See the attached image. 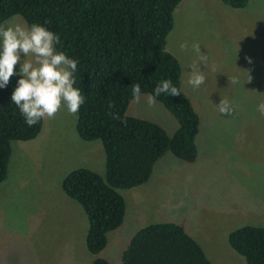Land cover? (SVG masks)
Returning a JSON list of instances; mask_svg holds the SVG:
<instances>
[{
	"label": "rangeland",
	"instance_id": "obj_1",
	"mask_svg": "<svg viewBox=\"0 0 264 264\" xmlns=\"http://www.w3.org/2000/svg\"><path fill=\"white\" fill-rule=\"evenodd\" d=\"M7 21L26 22L18 15ZM167 50L177 57L182 89L200 116L198 157L186 163L167 153L173 163L160 160L137 193L120 191L124 222L108 234L99 257L123 264L124 251L144 223L165 221L182 223L213 264H247L231 248L229 235L246 225L264 226V116L256 111L264 100V0H248L242 9L223 0H182ZM196 71L205 80L193 88L187 81ZM147 97L135 98L128 114L173 134L175 118L156 100L149 106ZM221 99L233 105L231 114L219 113ZM77 119L78 113L61 109L44 118L37 138L12 143L0 185V264H92L96 258L86 247L88 218L62 189L64 178L78 168L105 176L102 143L82 140ZM133 193L141 209L132 206Z\"/></svg>",
	"mask_w": 264,
	"mask_h": 264
},
{
	"label": "trees",
	"instance_id": "obj_2",
	"mask_svg": "<svg viewBox=\"0 0 264 264\" xmlns=\"http://www.w3.org/2000/svg\"><path fill=\"white\" fill-rule=\"evenodd\" d=\"M182 0H0V22L21 16L43 24L60 36L57 46L78 58L75 86L86 103L78 112L77 132L84 141L102 143L106 171L102 176L86 168L71 171L62 189L84 210L89 228L86 247L96 258L92 264H112L99 254L108 234L120 228L126 215L121 190L148 183L155 165L167 154L194 163L201 120L181 84V66L167 50L174 27V11ZM234 8L248 0H223ZM17 77L0 89V185L6 179L14 141L38 137L44 119L27 126L10 94ZM169 79L180 94H161L156 101L175 118L178 127L169 134L154 121L130 116L135 99L131 87L141 94ZM109 102L112 107L109 108ZM115 112L120 119L109 114ZM121 120L126 123H121ZM231 248L247 264H264V226L246 225L229 235ZM123 264H213L203 247L182 223H154L140 229L122 255Z\"/></svg>",
	"mask_w": 264,
	"mask_h": 264
},
{
	"label": "clouds",
	"instance_id": "obj_3",
	"mask_svg": "<svg viewBox=\"0 0 264 264\" xmlns=\"http://www.w3.org/2000/svg\"><path fill=\"white\" fill-rule=\"evenodd\" d=\"M47 23L0 22V89L8 86L10 77H17L9 99L29 127L44 118H52L61 109L76 115L86 103L85 95L75 86L80 61L57 47L60 36L48 28ZM180 47L185 44L181 43ZM192 47L197 53L201 52L198 44ZM205 58L201 54L200 59ZM204 80L202 72L196 71L191 73L187 83L198 88ZM235 80L233 77V82ZM131 94L134 98L140 97L138 83L132 85ZM161 94L176 96L180 91L171 80L163 79L148 94L149 106ZM108 107H112L111 102ZM216 108L220 114H231L234 110L225 99H221ZM256 111L264 116V100L256 104ZM109 114L113 119H120L115 112ZM121 123L126 121L121 120Z\"/></svg>",
	"mask_w": 264,
	"mask_h": 264
},
{
	"label": "crops",
	"instance_id": "obj_4",
	"mask_svg": "<svg viewBox=\"0 0 264 264\" xmlns=\"http://www.w3.org/2000/svg\"><path fill=\"white\" fill-rule=\"evenodd\" d=\"M145 99L146 98H143V99H139V100H136V101H141V102H144L145 101ZM200 128H201V126H200ZM200 131H201V129H200ZM199 135H200V132H199ZM198 135V136H199ZM201 136H200V140H201ZM197 139H198V137H197ZM198 145V144H197ZM176 158V157H175ZM162 162H166L167 164H170V163H173V162H171V158H169L168 156H164L162 159H161V162L160 163H162ZM175 165V164H174ZM180 167L178 166L177 167V169H179ZM150 184V183H149ZM148 185V184H147ZM149 187V186H148ZM134 191H136V193L138 192V188L136 187V188H134ZM142 198V197H141ZM136 199H138V198H135V193H133V197H132V201H133V204H132V206H139L140 207V209H141V207L142 206H140L139 205V202L137 201L136 202ZM134 202H135V204H134ZM133 212H134V207H133ZM135 213V212H134ZM148 222V221H147ZM163 222H165V221H158V222H156V223H163ZM145 225H147L148 223H144ZM154 224V223H153ZM145 225H143L144 227H146ZM207 253V252H206ZM212 261V260H211Z\"/></svg>",
	"mask_w": 264,
	"mask_h": 264
}]
</instances>
